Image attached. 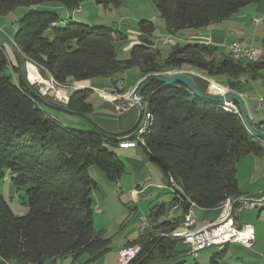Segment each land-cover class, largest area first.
Here are the masks:
<instances>
[{
  "label": "trees",
  "instance_id": "1",
  "mask_svg": "<svg viewBox=\"0 0 264 264\" xmlns=\"http://www.w3.org/2000/svg\"><path fill=\"white\" fill-rule=\"evenodd\" d=\"M44 1L75 9L81 0H0V15L20 6L31 7L18 20L13 40L25 60L44 68L61 86L133 66H141L150 75L188 67L212 78L226 74L227 85L238 90L243 73L264 67L259 60L245 66L241 61L247 59H235L231 52L207 43H175L161 63L160 51L154 50L149 38L155 25L147 20L139 22L140 42L130 49L128 58L119 59L115 45L119 31L77 21L61 27L57 12L35 8ZM261 1L153 0L171 34L219 23ZM17 61L12 66L0 45V182L8 174L17 189L26 187L28 212L15 215L0 194V258L14 264H46L52 258L77 259L85 254L97 260L110 250V243L95 227L93 190L97 183L89 168L96 166L110 182H117L125 172L116 151L119 141L105 132L69 127L49 116L25 86ZM90 93L87 88L74 90L67 108L89 115L93 110ZM142 97L151 121L142 135V147L176 192L172 204L150 208L148 217L159 232L150 230L132 242L138 250L129 264H151L176 256L179 239L172 234L182 229L178 228L182 217L161 220L168 208L181 205L185 211L195 204L220 209L238 201V162L249 153L263 152L232 104L211 102L181 83L157 79L144 88Z\"/></svg>",
  "mask_w": 264,
  "mask_h": 264
},
{
  "label": "crops",
  "instance_id": "2",
  "mask_svg": "<svg viewBox=\"0 0 264 264\" xmlns=\"http://www.w3.org/2000/svg\"><path fill=\"white\" fill-rule=\"evenodd\" d=\"M263 4L264 2L262 3V5ZM258 8L260 10H264V7L259 6ZM1 27H4L3 29L6 31L3 32L4 34H6L11 39L14 38V33L9 32L7 28L3 26V23L0 20V28ZM211 28L212 27H210V29ZM210 29L197 31L198 34L197 33L191 34L189 36L191 40L190 42L213 44L215 46H218L221 51H224L221 49L222 47L226 48V45L224 44V40H225L224 37L217 36V33H215L213 29L212 30ZM118 34L120 35L119 37L118 36L116 37L115 45L117 44V42L123 40L125 43L128 41V38L124 37L122 33L118 32ZM169 35H171V33L168 31V35L165 38H167ZM171 36H173V34ZM183 36L188 37L186 35ZM244 42L247 45L242 42L243 45L250 46L255 51L259 52L258 55L262 52L264 59L263 39H262V47L260 48L255 45V39L254 40L246 39L244 40ZM173 43L175 42L173 41ZM7 44L8 43L6 37H4L0 33V45L5 47ZM125 48L130 52L131 45L126 44ZM224 52H231V51L229 48H227V50ZM17 65L12 64V66H17ZM250 71L251 72L246 75L245 83L240 87L238 92L239 94L242 95V98L245 103V109L247 111L252 126L256 130H260V125L264 122V107L258 109L256 102L260 96L264 95V67L257 71H252V70ZM181 72H185L188 75H190L195 80L199 89L203 92H207L209 94L218 96L223 91L226 92V90L228 89L227 82L229 81V78L226 74H221L217 78H212V77H207L203 72L188 67L183 68ZM116 74L117 73L107 77H100L92 80L69 82V84L66 87L57 88L56 94L47 96L46 100L50 102L52 106L54 105L56 107L59 106L67 107L66 105L69 101L71 93L74 90L84 89V88L91 90L88 101L92 104L93 110L89 114V116L93 118V120L97 124L92 123L88 118L80 114H75L79 118H71L69 119L70 122H73L76 125L78 124L80 125V127H76V128H80L83 130L94 129L96 131L105 132L110 136L116 137L117 140L120 142V139L124 137V135L127 136L134 134V132L131 133V130L135 123L137 112L134 108H131L123 112L116 111L114 104L115 97L113 96V89H112L113 82L115 80L121 79L123 81L124 90L125 89L129 90L135 85V83L125 81L124 77H119V76L115 77ZM31 76L33 77L32 74ZM138 76L137 75L134 76L136 82L139 78ZM221 78H223L222 79L223 82H221L220 80ZM211 79H214L215 83L211 82ZM212 84H216V86L213 87ZM229 104L235 106L232 101L229 102ZM54 106L51 108H54ZM49 112L51 113V111ZM56 118L59 119L58 116ZM64 119L67 120V118L65 117ZM97 125L103 127L107 131L101 130ZM71 127H75V126H71ZM254 140L260 142V140L257 137H254ZM260 143L263 146L262 153L260 154L249 153L244 157H242L237 164V178L239 182L241 197H245L246 195L258 196L264 191V142H260ZM117 149H120L116 151L125 164L124 174L117 182H115L117 183V187H119V192L117 193L119 197V201L120 199H122L123 196H125V198L132 197L134 198V200L137 199L143 201L147 200L148 204H150V208L153 207L154 205H159V204H165L168 206L174 202V197L176 192L175 187L168 183L169 181L165 176L163 178L158 176L157 183H149L147 185H143L142 187L141 184L143 183V181H146V178L148 176L151 175L153 171L152 167H154L153 166L154 163L149 159L146 150L142 146L132 147V148H124L119 146ZM120 153L122 154L129 153L130 157L124 160V157H121ZM93 171L98 172V174L96 173L97 177L91 173V176L94 178V180L97 183V187L93 190V200L95 206L94 214L96 213L95 211H97V207H99V213L101 215H104L108 213L107 208L110 200L115 199L114 200L115 204L119 205V203L116 200L115 194L113 193V190H111L110 188L113 187L115 183L110 182L105 176V174H103V172L98 170L96 166L92 168V172ZM123 177L129 178V180H125V178ZM159 190H166L168 191L169 195L172 194L171 191H174L173 192L174 197L170 199L169 196V201L161 200L158 197L160 193ZM124 192L125 194L121 196V194ZM262 202H264V198H262ZM178 206L179 208H176V210L173 212L170 209L169 216L164 219L172 220L175 217H181L183 215L184 208L181 205ZM139 210L141 211V209ZM195 210H196L195 211L196 228L202 227L208 224L209 222H211L215 216L216 211H218V209H204L200 207H196ZM235 212L237 213L234 216L236 226H242L244 224H248V225L250 224L252 227L256 226L254 220L251 221L249 217L246 219V215L248 212L247 208H243L241 205H237L235 207ZM141 213L144 214L145 212L141 211ZM95 215H94V220H95L96 229L102 230L105 233L103 227L100 224L97 225ZM139 216L140 215L136 213L135 217L133 218L136 227L134 234L128 231L122 238H120V240H122L121 242L117 241L115 244L113 242V245L110 250L111 254L106 253L104 256L94 261L91 260L88 255L83 256L80 260L73 259L71 256H67L63 258L62 257L52 258L46 264H118V260L116 261L111 260V255L114 254L118 258L119 250L124 245H126L127 242H130L132 240L134 241L136 239L137 237L136 222ZM258 219H259V224H257L258 227L257 231L259 233L257 236L255 234V240L253 242V246L247 247L241 242H232L225 245L224 247L219 248L218 252H217L218 249L208 247L204 249L203 252H207V251L212 252L210 264H246V262H251V261L257 262L259 264H264V235H263V221H262V219H264V214L260 213ZM175 248L178 251V253L172 259L157 261L151 264H179V263L185 264L189 255L188 246L186 242L182 240L177 241ZM201 253L197 257L192 259H197L201 257L202 256ZM0 264H14V263L7 262L4 259L0 258Z\"/></svg>",
  "mask_w": 264,
  "mask_h": 264
},
{
  "label": "rangeland",
  "instance_id": "3",
  "mask_svg": "<svg viewBox=\"0 0 264 264\" xmlns=\"http://www.w3.org/2000/svg\"><path fill=\"white\" fill-rule=\"evenodd\" d=\"M263 2L264 0L259 3L256 2V3L249 4L247 6H244L240 8L237 12L232 14L230 17H228V19H225L219 23H213V24L204 26L199 29H193V28L182 29L178 31L177 34L174 33L173 36H171L172 35L171 34L167 38H165L168 35V29L166 27V23L164 19H162L159 16L157 7L155 3L153 2V0H120L118 2L98 1V0H81L78 8H75V9L67 8L66 6H64L62 3L58 1H44L38 4L35 8L40 9V10H49V11L57 12L62 19L60 22L61 27L65 26L69 22L77 21V22H82V23L91 24V25L108 26L114 29L115 31H119L120 33L126 35L128 38V41L126 43L123 40V41L117 42L116 44L117 57L119 59H126L130 55L129 50L125 48L126 44L131 45V48H132L134 45L140 42L139 38L142 32L140 31L141 26L139 22L142 20L151 21L155 25V31L152 36L149 35V38L153 39L155 43L154 50L158 49V51H160L158 60L159 62L163 63L165 57H167L172 52L175 46V43H179V45L181 46L185 45L186 43H193V42H190L191 40L189 36L191 34L193 33L198 34L197 31L210 29V27H212L210 30L213 29L215 33H217V36L224 37L225 39L224 44L226 45V48L225 47L221 48L224 51H226L227 48H229L230 44L232 43L234 39H240L241 43L243 42L244 44H246L244 42V40L246 39H251V40L255 39V45L259 48L262 47V39L264 36V22H263L264 10H260L258 7L259 6L264 7V4L262 5ZM30 8L31 7L20 6L15 9L10 10L9 12H6L5 14L0 15V20L2 21L3 26H5L9 32H13L15 35L18 29V20ZM256 18H257V22L255 23L254 20ZM3 28L4 27H1L0 31L6 32ZM183 35H186L188 37H185ZM173 41L175 43H173ZM3 48L6 51L10 64L17 65L18 56L16 52L12 50L10 44L8 43ZM258 53L259 52H257V54ZM259 55H260V57L258 58L259 61H256V62L264 61L262 52ZM24 61L28 66H33L37 70V73L39 74V76L42 78L39 84H36V85L33 84L36 88V91H39V88H41L43 85V81L44 82L50 81V76L45 73L44 68H41L40 66H38L36 63L32 62L31 60L24 59ZM241 62L243 65L247 66L249 62H252V60H242ZM19 68H20V63H19ZM29 70H31L33 75H35L34 76L35 78H34L30 74V80L34 81L37 78V75L35 71H33L30 67H29ZM181 71L182 69L175 68L172 70L169 69L166 71H161L160 74L156 73V74L150 75L149 73H145L141 66H133L130 68H126L125 70L117 73L115 77L117 76L124 77L125 81L135 83V85L129 90H126V89L124 90L123 81L121 79L115 80L113 82L112 89H113V96L115 97L114 104H115L116 111L123 112L131 108H134L137 112V117L135 120V123L137 122V124L136 126H134L135 123L133 125V128L135 129V127L144 123V114L146 113L145 111L146 104L143 100L142 95L141 97L136 96V92L140 88L141 84L145 82L146 80H148L153 75H171L175 73H181ZM250 72L251 71H247L238 78L239 89L245 83L246 75L249 74ZM135 75L139 77L137 82L134 79ZM222 79L223 78L220 79L221 82H223ZM211 82L215 83L214 79H211ZM66 86L67 85H64V86L56 85V92H57V88L66 87ZM227 87L228 89L226 90V92H229V91L238 92L239 90V89L238 90L232 89L231 87H229V85H227ZM138 101H140L143 106V110H142L140 117H138L139 112H138V109L136 108V104ZM39 103L41 104L42 108L45 109V111H47V114L51 116L53 119L61 123H64V125H67V126L69 125V127L71 126L80 127L79 124L76 125L75 123L70 122L69 120L71 118H79L74 113L67 112L66 110L60 108L62 106L56 107L53 105L54 108H51L53 106L47 105L45 102H43L40 99H39ZM49 111H51V113ZM237 113L240 115V112H237ZM57 116L59 117V119L56 118ZM64 117L67 118V120L64 119ZM258 131L261 133H264L263 129H260ZM258 139L260 140V142H264L263 139H260V138ZM117 150H120V149H117ZM120 155L121 157H124V160L130 157L129 153H124V154L120 153ZM153 166L154 167H152L153 171L151 175L146 178V181H143V183L141 184L142 187L143 185H147L149 183H157L158 176H160L161 178L164 177L162 171H160L159 168L155 164H153ZM92 168H94V166H91L89 168L90 173L94 174L97 177L98 172L97 171L92 172ZM123 178H125V180H129V178H126V177H123ZM110 188L111 190H113V193L115 194L116 200L119 203V205L115 204L114 202L115 199H112L108 203V208H107L108 213L107 214L101 215L99 213V207H97L98 212L95 211L96 215L95 214L94 215L96 216L97 225L100 224L105 230L104 236L105 238L109 239V243H110L109 247L111 250L113 242L114 244L117 241L121 242L122 240H120V238H122L128 231L134 234L136 227H135L133 218L135 217L136 213L140 215L136 222V226H137L138 221L141 216L148 217V213L150 210V204H148L147 200H144V201L140 199L134 200V198L132 197L125 198V196H123L122 199H120L121 201L120 202L118 194H117L119 192V187H117V183H115L114 186ZM159 192L160 193L158 197L161 200L169 201V196H170V199L174 197V194H173L174 191H171L172 194L170 195L168 194V191L166 190H159ZM0 194L3 195L4 198L7 200V202L9 203L15 215H25L28 212L26 187H21L20 189H17L13 183L11 176L8 174L0 182ZM123 194H125V192L122 193L121 196ZM245 197H251V195H246ZM231 204L233 206L232 213L235 216L237 214L235 212V207L239 205V202L234 201ZM176 208H179V206L173 205L172 207H169L168 210L171 209L173 212L176 210ZM139 209H141V211H144L145 213L142 214ZM188 209L189 207L187 208V210ZM195 209H196L195 206H193V209H191L194 212V218L192 217L193 223L187 226L186 222L182 218L178 224V228L185 227L187 229L193 230V232H196L199 229H204V228L212 226L214 223L219 221L221 217L223 216V214L225 213L224 208L218 209V211H216L215 216L211 222H209L208 224L202 227L196 228V216H195L196 210ZM187 210H185L184 213H186ZM247 211L248 212L246 215V219L249 217L251 221L252 220L255 221L256 226H253V229L255 230V234L257 236L259 233L257 231L258 229L257 224H259L258 218H259L260 213L264 214V202H262L260 206L258 207L247 208ZM163 219L164 218L162 217L161 220ZM234 220H235V217H234ZM262 221H263V235H264V219H262ZM153 222L154 221L149 218L148 228H145L142 231L141 230L138 231V226H137V229H136V233H137L136 239L137 240L145 236L147 233H150L151 232L150 230L159 232L158 231L159 228L155 229V225H154L155 223ZM132 242L133 240L130 242H127L126 245H124L123 247L131 246V245L136 246L135 244H132ZM212 248L218 249L217 250L218 252L219 248L221 247L214 246ZM110 250L107 253L111 254ZM201 254L202 256L197 259H192L193 257L188 255V259L186 260L185 264H210L212 252L207 251ZM83 256H86V255L83 254L81 255V257H78L76 260H80ZM118 258H119V254H118ZM118 258L114 254L111 255V260L113 261L118 260ZM118 264H119V261H118ZM246 264H259V263L251 261V262H246Z\"/></svg>",
  "mask_w": 264,
  "mask_h": 264
},
{
  "label": "built area",
  "instance_id": "4",
  "mask_svg": "<svg viewBox=\"0 0 264 264\" xmlns=\"http://www.w3.org/2000/svg\"><path fill=\"white\" fill-rule=\"evenodd\" d=\"M254 22L255 23L257 22V18L254 20ZM229 49L234 50V52L238 53V55L251 56L253 54H257V51H255L250 46L243 45L240 39H234L230 44ZM41 79L42 78L39 76V78H36L34 81H32V83L39 84ZM212 86L215 87L216 84H212ZM39 92L44 97L53 95L56 92V85H53L50 81L47 82L43 81V85L41 88H39ZM224 93L225 91H223L220 95ZM256 105L258 109L264 107V95L260 96L257 99ZM144 123H145V114H144ZM144 123L135 127L133 132L136 133L140 127H143ZM142 143L143 142H141L139 146H142ZM123 147L132 148L138 146H123ZM262 198H264V191L258 196L245 197V200L240 201L239 205H241L244 208H255L260 206V199ZM191 209H193V205H190L186 213L183 212V215L181 216L182 218H185V222L187 226L193 223L192 217L194 218V212ZM224 210L225 213L223 214L221 219L210 227L199 229L196 232H193V230L182 227V234L175 239H179L186 242L188 246V254L191 257L193 258L197 257L204 249L208 247L217 246V242L222 240H234V242H241L247 247L253 246V242L255 240V232L253 227L248 224L242 226H236L234 215L232 213L233 207ZM168 216H169V210L167 211V213L164 215L163 218H166ZM137 226L138 229L141 227L149 226L145 222V216L140 217ZM135 245L136 246L131 245L129 247H123L120 249L119 258H118L119 264L130 263L131 259L136 255L138 250V244Z\"/></svg>",
  "mask_w": 264,
  "mask_h": 264
},
{
  "label": "water",
  "instance_id": "5",
  "mask_svg": "<svg viewBox=\"0 0 264 264\" xmlns=\"http://www.w3.org/2000/svg\"><path fill=\"white\" fill-rule=\"evenodd\" d=\"M0 33L6 37L8 43L10 44L12 50L14 52H16L18 59H19V63H20V69H21V76L22 79L24 81L25 86L27 87V89L32 92L37 98H39L40 100H42L43 102H45L47 105L52 106L51 103H49L41 94L39 91H36L33 86H32V82L30 80V76H29V66L25 63L24 61V57H23V53L19 50V48L17 47V45L15 44L14 40L7 37L6 34L3 33V31H0ZM153 79H157L165 84H174V83H181L183 85H185V87L195 96H198L202 99L211 101V102H215V103H224L227 104L229 102H235L236 103V108L237 110L240 112L241 118L246 126V128L248 129V131L254 135L257 138L263 139L264 140V133L259 132L258 130H256L249 119V116L247 114V111L245 109V103L243 98L241 97V95L238 92H234V91H229V92H225L222 95H218L215 96L213 94H209L207 92H203L199 89L198 85L196 84L195 80L188 75L185 72H181V73H175V74H171V75H153L152 77H150L148 80H146L145 82H143L140 86V88L137 90L136 92V96L137 97H141L142 92L144 90V88L153 80ZM64 110H66L67 112H71L74 114H80L88 119H90L92 122L95 123V121L93 120V118H91L89 115L87 114H83V113H78L76 111L70 110L67 107H60ZM136 108L138 109L139 112V116L142 113L143 110V106L142 103L140 101L137 102L136 104ZM97 124V123H95ZM137 122L135 123L134 126H136ZM101 130L103 131H107L106 129H104L103 127L97 125Z\"/></svg>",
  "mask_w": 264,
  "mask_h": 264
},
{
  "label": "bare ground",
  "instance_id": "6",
  "mask_svg": "<svg viewBox=\"0 0 264 264\" xmlns=\"http://www.w3.org/2000/svg\"><path fill=\"white\" fill-rule=\"evenodd\" d=\"M230 51H231V53H232V55H233V57L235 59L245 58L247 60L256 61L260 57L258 54H253L251 56H244V55H238V53H235L234 50H230ZM29 67L33 71H35V73L37 75V78H39V74L37 73V70L33 66H29ZM29 76H30V72H29ZM50 82L53 85H59V86L62 85L58 81H56L52 76H50ZM150 122H151L150 121V113L146 112L145 113V123H144L143 127L139 128L138 133L136 132L137 134L134 133L133 135H127V136L122 137L120 139V142H119L120 146L123 147V146H137V145H139L141 140H142V135H144L146 133V131L148 130V128L150 126ZM260 128H263V130H264V122L260 125ZM242 200H245V197L239 198L238 202L240 203V201H242ZM261 203H262V199H260V204ZM230 207H233V206L231 204H225L221 208L227 209V208H230ZM184 221H185V219H184ZM145 222H146L147 225H149V218L146 217V216H145ZM145 228H148V227H141V228L138 229V231H140V230L142 231ZM181 234H182V229L174 232L172 234V236L178 238V236H180ZM231 242H234V240H222V241L217 242V246L222 247V246L227 245V244H229ZM125 247H129V246H125Z\"/></svg>",
  "mask_w": 264,
  "mask_h": 264
}]
</instances>
